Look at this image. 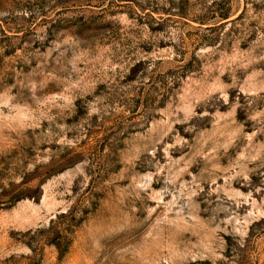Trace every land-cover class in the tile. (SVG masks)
I'll list each match as a JSON object with an SVG mask.
<instances>
[{"label":"rangeland","instance_id":"rangeland-1","mask_svg":"<svg viewBox=\"0 0 264 264\" xmlns=\"http://www.w3.org/2000/svg\"><path fill=\"white\" fill-rule=\"evenodd\" d=\"M0 264H264V0H0Z\"/></svg>","mask_w":264,"mask_h":264}]
</instances>
